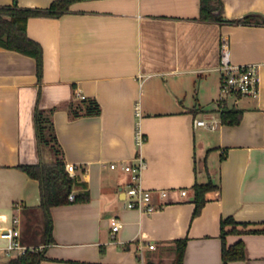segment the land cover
Segmentation results:
<instances>
[{
    "label": "crops",
    "instance_id": "1",
    "mask_svg": "<svg viewBox=\"0 0 264 264\" xmlns=\"http://www.w3.org/2000/svg\"><path fill=\"white\" fill-rule=\"evenodd\" d=\"M221 1L223 21L202 18L201 0H82L60 17H31L40 77L34 57L0 47V264L18 256L4 237L16 219L21 244L43 247L22 242L23 223L44 213L39 180L19 166L51 158L39 147L35 112L53 108L65 164L77 166L72 194L87 198L51 209L54 242L40 264H175L184 239L182 264H225L223 248L236 244L244 257L226 264H264V0ZM253 15L261 23L240 22ZM222 38L234 64H259V94L229 107L243 112L237 125L222 123L218 107ZM84 98H95L101 114L71 119L66 105ZM138 155L157 207L150 213L126 207L129 174L111 168ZM208 182L216 188L193 217L194 185ZM227 217L237 224L222 238Z\"/></svg>",
    "mask_w": 264,
    "mask_h": 264
},
{
    "label": "trees",
    "instance_id": "2",
    "mask_svg": "<svg viewBox=\"0 0 264 264\" xmlns=\"http://www.w3.org/2000/svg\"><path fill=\"white\" fill-rule=\"evenodd\" d=\"M82 0H55L47 8L20 7L17 4L0 5V47L8 50H15L22 54L34 57L38 64L39 77L42 72V47L31 39L27 34V21L31 17H60L70 10L75 2ZM224 7L221 0H201V17L216 21H223ZM258 16H247L240 20L244 24L261 23ZM263 21V19H262ZM69 117L77 119L101 114V105L95 98H84L73 100L66 105ZM56 108L49 110L36 109L35 127L39 147L47 150L51 158L47 162L36 165H21L23 171L29 176L39 180L41 190V209L44 213V232L42 241L39 243L28 242L30 245H43L42 249H27L22 256L10 258L6 264H40L46 259V246L53 243L51 209L55 206L69 204V196L73 193L75 180L66 171L64 151L58 140L54 122L53 112ZM242 110L224 107L220 111L222 123L237 125L242 118ZM216 188L212 182L194 185L195 209L193 217L201 213L207 202L206 194ZM86 196L79 195L73 201H84ZM237 224L232 217L221 221L222 238L235 231V228L228 229L229 225ZM25 231V230H24ZM26 241V239H25ZM178 256L175 264H182L186 240H179ZM242 246L236 244L223 248V259L225 264L230 260L243 258Z\"/></svg>",
    "mask_w": 264,
    "mask_h": 264
},
{
    "label": "built area",
    "instance_id": "3",
    "mask_svg": "<svg viewBox=\"0 0 264 264\" xmlns=\"http://www.w3.org/2000/svg\"><path fill=\"white\" fill-rule=\"evenodd\" d=\"M220 75V90L218 98V107L221 111L224 107H231L232 104L241 97L257 96L260 91V74L259 64L257 63H245L234 64L231 59V50L229 41L227 38H222L220 45V62L218 66ZM136 115L140 116L139 108L136 109ZM195 126L208 127L211 130L216 128L215 121H207L205 119H195ZM135 140L138 148H141L146 141V136L141 130L140 124L137 123ZM120 168L129 174L130 180L124 192L127 196L126 207L129 209L139 210L140 212L150 213L157 209L152 203L153 194L152 191L146 189L143 186L142 179L143 173L147 169V161L143 156L138 155L132 162L121 163L116 162L111 164L112 169ZM77 166L75 164H67L66 171L70 176H74ZM182 195H186L187 191L182 190ZM162 195L164 192L162 191ZM74 195L69 196V200H74ZM16 227L9 229L4 237L8 239V243L5 248L8 251H16L18 256L25 254L28 248L21 244V230L20 220L16 219ZM121 222L114 220L111 225V231L116 234L121 229ZM149 247L153 249L155 246L150 244ZM31 250H39L42 247H33Z\"/></svg>",
    "mask_w": 264,
    "mask_h": 264
},
{
    "label": "rangeland",
    "instance_id": "4",
    "mask_svg": "<svg viewBox=\"0 0 264 264\" xmlns=\"http://www.w3.org/2000/svg\"><path fill=\"white\" fill-rule=\"evenodd\" d=\"M28 221L23 223L24 230L22 235V242L26 244L28 242L39 243L42 241L43 232H44V219H40L39 217L33 216V218H28ZM26 239V241H25Z\"/></svg>",
    "mask_w": 264,
    "mask_h": 264
}]
</instances>
